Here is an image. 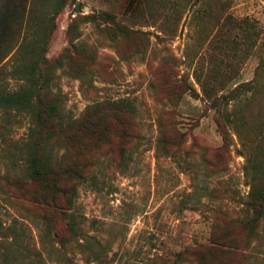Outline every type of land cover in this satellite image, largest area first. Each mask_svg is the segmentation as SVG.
Listing matches in <instances>:
<instances>
[{
	"label": "rangeland",
	"instance_id": "rangeland-1",
	"mask_svg": "<svg viewBox=\"0 0 264 264\" xmlns=\"http://www.w3.org/2000/svg\"><path fill=\"white\" fill-rule=\"evenodd\" d=\"M0 12V97L32 61L7 51L44 41L55 170L85 178L72 183L80 239L61 248L26 170L44 131L0 105V264H168L213 223L233 248L203 264H264V0H0Z\"/></svg>",
	"mask_w": 264,
	"mask_h": 264
},
{
	"label": "trees",
	"instance_id": "trees-1",
	"mask_svg": "<svg viewBox=\"0 0 264 264\" xmlns=\"http://www.w3.org/2000/svg\"><path fill=\"white\" fill-rule=\"evenodd\" d=\"M2 14L0 12V57L7 49L10 37L5 16ZM9 49L10 47H8V51ZM16 49L32 61L29 62V65H22L21 69L18 70L19 79L23 82L20 89L15 93L1 96L0 105L30 113L38 127L44 131L45 139L42 143L32 142L35 141L33 138H30L32 141L27 143L26 170L29 179L39 188L40 198L38 202H35L40 211L39 220L46 233L51 234L61 248H66L69 242L76 243L80 239L73 213V199L76 194L75 186L72 183L76 180L84 182L85 178L77 171L76 167L66 166L63 173L55 170L57 164L52 159V152L58 142L54 138L57 131L56 123L54 124L56 111L54 110V103L46 97L49 79L47 73L42 70L46 63L45 42H41L38 47L37 45L26 46V44H21L19 47H14L10 52L7 51V53L11 54ZM3 57L5 58L6 54ZM222 100L223 97H220L213 101L212 105H217ZM218 128L220 135L225 139L224 130L220 126ZM254 198H258L259 203L264 201L260 195ZM58 218L64 222L65 235L53 228H57L54 225H56ZM214 227L215 223L210 227L211 230L205 242L183 246L168 253L165 256L168 264H203L201 258L206 254L232 249L233 246L225 243L222 237L216 233L217 231H214ZM84 250L88 251L87 256L91 259H98L103 256V250L100 248L92 247V250H88L86 245Z\"/></svg>",
	"mask_w": 264,
	"mask_h": 264
}]
</instances>
